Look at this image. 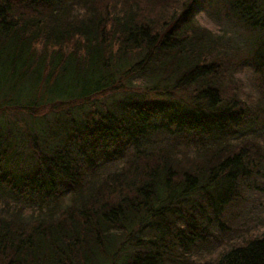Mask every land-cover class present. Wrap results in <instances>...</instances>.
<instances>
[{
  "label": "trees",
  "instance_id": "obj_1",
  "mask_svg": "<svg viewBox=\"0 0 264 264\" xmlns=\"http://www.w3.org/2000/svg\"><path fill=\"white\" fill-rule=\"evenodd\" d=\"M0 264H264V0H0Z\"/></svg>",
  "mask_w": 264,
  "mask_h": 264
},
{
  "label": "rangeland",
  "instance_id": "obj_2",
  "mask_svg": "<svg viewBox=\"0 0 264 264\" xmlns=\"http://www.w3.org/2000/svg\"><path fill=\"white\" fill-rule=\"evenodd\" d=\"M200 21L199 24L201 26H205L209 29H212V31H217L219 28L217 26L220 27V31H222L223 35L227 38H230L232 41H235L236 43L240 42V34H239V31L235 28H233L229 23H226L222 18H218V16H210V19L208 18H200ZM241 74L240 76L242 75H246L248 76L249 75V72H248V69L247 67L244 65V67L241 68L240 70ZM243 77V76H242Z\"/></svg>",
  "mask_w": 264,
  "mask_h": 264
},
{
  "label": "snow or ice",
  "instance_id": "obj_3",
  "mask_svg": "<svg viewBox=\"0 0 264 264\" xmlns=\"http://www.w3.org/2000/svg\"><path fill=\"white\" fill-rule=\"evenodd\" d=\"M194 6H198V0H193Z\"/></svg>",
  "mask_w": 264,
  "mask_h": 264
}]
</instances>
